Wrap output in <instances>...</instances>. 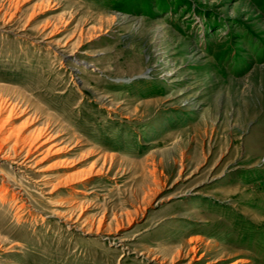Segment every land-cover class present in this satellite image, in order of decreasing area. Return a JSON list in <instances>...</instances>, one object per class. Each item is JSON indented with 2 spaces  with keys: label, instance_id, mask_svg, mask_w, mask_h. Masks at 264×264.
<instances>
[{
  "label": "rangeland",
  "instance_id": "1",
  "mask_svg": "<svg viewBox=\"0 0 264 264\" xmlns=\"http://www.w3.org/2000/svg\"><path fill=\"white\" fill-rule=\"evenodd\" d=\"M0 264H264V0H0Z\"/></svg>",
  "mask_w": 264,
  "mask_h": 264
},
{
  "label": "bare ground",
  "instance_id": "2",
  "mask_svg": "<svg viewBox=\"0 0 264 264\" xmlns=\"http://www.w3.org/2000/svg\"><path fill=\"white\" fill-rule=\"evenodd\" d=\"M2 109V108H1Z\"/></svg>",
  "mask_w": 264,
  "mask_h": 264
}]
</instances>
